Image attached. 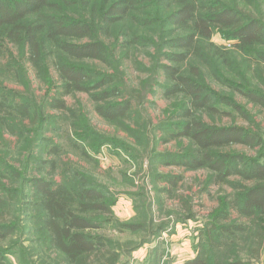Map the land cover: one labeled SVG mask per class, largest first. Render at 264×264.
Returning a JSON list of instances; mask_svg holds the SVG:
<instances>
[{"label":"trees","instance_id":"obj_1","mask_svg":"<svg viewBox=\"0 0 264 264\" xmlns=\"http://www.w3.org/2000/svg\"><path fill=\"white\" fill-rule=\"evenodd\" d=\"M127 22L135 33H121L123 49L148 47L151 39L138 31L146 29L151 33L149 31H155L154 26L159 24L158 35L166 38L164 48L175 51L166 55L172 64L163 66L167 85L162 86V95L168 100H182L184 106L174 112L178 124L172 135L187 139L190 149L186 154H166L161 158L162 163L190 171L206 170L208 179L204 189L215 186L220 190L218 206L202 229L197 255L185 264L258 263L264 249V136L242 126L210 125L203 117L231 116L237 112L249 125L252 123L249 113L235 101L209 89L205 77L212 75L264 111V20L261 14L256 18L222 0H0V59L15 58L11 52V48H15L19 54L16 60L27 62L37 76L45 77L53 70L58 83L57 98L50 106L54 110L67 111L64 98L85 93L99 104L96 111L104 120L110 123L127 120L131 105L111 102L119 91L109 88L115 79L98 74L87 65L88 62L109 63L111 53L106 39L115 27L121 25L122 30ZM215 32L226 41H235L236 49L249 55L254 83H245L251 87L226 81L211 64L215 53L219 62L234 70L225 52L212 44ZM191 57L205 66L203 72L188 67ZM221 105L230 107L231 111L221 109ZM12 115L22 122L39 118L15 94L0 92V123L9 124ZM43 135L42 130L36 140L45 141ZM235 147L247 148L255 155L237 152ZM57 150L55 148L53 153ZM30 155L33 159V153ZM3 165L0 160V180ZM37 165L35 172L42 176L28 177L30 169L26 170L29 173L22 179L20 191L21 196L25 195L24 189L28 191L25 196L31 198L30 209L33 206L38 212L36 217H29L28 222L40 235L30 240L31 248H25L17 237L20 219L14 203L15 187H3L0 182V264H13L10 256L14 254L20 264H31L35 255L46 257L36 264H118L117 245L99 233L105 225L115 221L112 202L107 201L104 191L74 173L75 185L57 182L51 172L56 171L55 161L43 158L37 160ZM10 175L19 181L18 172H10ZM155 179L156 182L166 180L172 187L178 186L180 181V178L160 175ZM224 186L232 193L223 194ZM234 215L236 220H233ZM118 226L121 232L135 231L139 227ZM34 245H39L38 251ZM227 245L235 251L234 257L224 261L217 259L214 252ZM243 252L248 253L249 259L240 257Z\"/></svg>","mask_w":264,"mask_h":264},{"label":"rangeland","instance_id":"obj_2","mask_svg":"<svg viewBox=\"0 0 264 264\" xmlns=\"http://www.w3.org/2000/svg\"><path fill=\"white\" fill-rule=\"evenodd\" d=\"M222 1L228 6L237 5L256 18L261 14L264 20V0ZM121 27H115L106 39L111 53L109 63L87 64L98 74L115 79L109 88L119 91L111 102L131 105L129 119L116 123L101 118L96 111L99 104L85 93L65 97L67 111L52 109L50 106L58 93L57 75L53 70L45 77L37 76L27 62L16 60L19 54L15 48H11L15 58L0 59V92L15 94L18 100L29 106L31 113L39 116L22 122L14 114L9 124L0 123V160L5 167L2 166L0 182L3 187H15L14 203L20 219L17 237L21 238L25 248H31L30 240L40 235L35 233L32 224H28L29 217H36L38 212L33 206L30 209L31 198L25 196L27 190L24 189L25 195L21 196V182L29 169L28 177L42 176L35 171L37 160L44 158L56 162V171L51 172L57 182L75 185L73 173L82 175L104 191L107 201L112 202L115 221L105 225L99 233L117 245L118 264H185L197 255L202 229L218 206L220 190L215 186L204 189L208 179L206 170L190 171L162 163L164 155L186 154L190 149L187 139L173 138L172 135L178 124L174 112L184 106L182 100H168L162 95V86L167 85L163 66L172 64L166 55L175 51L164 48L166 38L161 39L158 35L159 24L154 26L155 31H149L151 33L146 29L138 31L151 39L148 47L123 49L121 33L135 32L129 22L124 29L120 30ZM212 42L216 49L225 52V58L234 66L231 71L219 62V56L212 55L211 64L218 68L223 79L233 81L237 86L251 87L245 83H254L249 55L239 52L234 46L235 41H226L219 33H214ZM188 67L205 70L195 57H191ZM214 78L213 75L205 77L209 89L220 97L235 101L249 113L252 123L249 125L237 112L231 116H204L203 121L217 126H242L264 136V111L250 104L237 90ZM220 108L231 111L225 105ZM42 130L45 141H37L36 135ZM55 148L57 153H53ZM234 150L248 156L255 155L244 147H235ZM10 172H18L19 181ZM156 175L180 178V181L178 186L172 187L166 180L156 182ZM222 190L223 194L232 193L227 186ZM236 219L234 215L233 220ZM118 224L139 227L135 231L121 232ZM29 230L34 233H26ZM38 246L33 248L38 251ZM229 246L214 252L217 259L224 261L234 257L235 251ZM240 257L247 260L250 256L243 252ZM41 258L46 260V257L35 255L31 264L39 263ZM10 260L13 264H20L15 254Z\"/></svg>","mask_w":264,"mask_h":264},{"label":"crops","instance_id":"obj_3","mask_svg":"<svg viewBox=\"0 0 264 264\" xmlns=\"http://www.w3.org/2000/svg\"><path fill=\"white\" fill-rule=\"evenodd\" d=\"M256 264H264V249H263V252H262V255H261L259 262Z\"/></svg>","mask_w":264,"mask_h":264}]
</instances>
